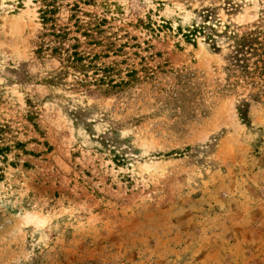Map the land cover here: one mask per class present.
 <instances>
[{"label":"rangeland","instance_id":"obj_1","mask_svg":"<svg viewBox=\"0 0 264 264\" xmlns=\"http://www.w3.org/2000/svg\"><path fill=\"white\" fill-rule=\"evenodd\" d=\"M0 146V264H264V0H0Z\"/></svg>","mask_w":264,"mask_h":264},{"label":"trees","instance_id":"obj_2","mask_svg":"<svg viewBox=\"0 0 264 264\" xmlns=\"http://www.w3.org/2000/svg\"><path fill=\"white\" fill-rule=\"evenodd\" d=\"M44 1L46 2L47 0H44ZM48 5L49 4H47L45 6H48ZM46 11H47L46 9L41 11L43 13V18H45L46 14H47ZM205 28H207L205 25L201 26L200 28H197V27L193 26L192 29H187V31L183 32V36L189 42L195 41L194 38H195L197 32L201 33V32H203V30ZM209 28L210 29L212 28L211 31H214L213 27H209ZM214 32L216 33V31H214ZM216 35H217V33H216ZM228 37L233 40V46H235L238 51L241 48H244V47H247V49L250 48V49L254 50V48H253L254 46H252V45L253 44H260V42L257 41L256 36L252 35V33L248 34V35H242V36L240 35V36H238V35H236L235 32H232ZM207 38L208 39H213V37L212 36L210 37L209 35H207ZM8 149H9V147H7V146L6 147L0 146V156H3V153H6V150H8ZM1 179H2V174L0 172V180Z\"/></svg>","mask_w":264,"mask_h":264}]
</instances>
